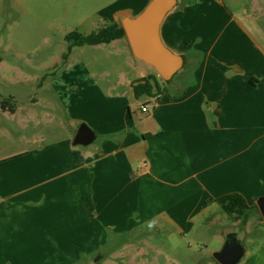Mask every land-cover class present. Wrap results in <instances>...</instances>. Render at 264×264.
Segmentation results:
<instances>
[{
    "label": "crops",
    "instance_id": "crops-1",
    "mask_svg": "<svg viewBox=\"0 0 264 264\" xmlns=\"http://www.w3.org/2000/svg\"><path fill=\"white\" fill-rule=\"evenodd\" d=\"M161 35L185 56L189 84L160 85L141 115L129 102L119 119L107 112L99 122L105 139L93 151L41 145L0 160V264H148L133 257L145 249L114 245L149 223L214 238L215 253L230 233H245L255 210L242 226L223 201L241 195L253 207L264 197V0H181ZM117 43L136 73L123 74L122 94L136 98L133 86L154 73L126 38L97 46ZM68 127L75 137L78 126ZM246 264H264V240Z\"/></svg>",
    "mask_w": 264,
    "mask_h": 264
},
{
    "label": "rangeland",
    "instance_id": "rangeland-1",
    "mask_svg": "<svg viewBox=\"0 0 264 264\" xmlns=\"http://www.w3.org/2000/svg\"><path fill=\"white\" fill-rule=\"evenodd\" d=\"M147 0H0V160L47 146L60 152L68 149L93 151L105 139L100 120L107 112L115 119L126 103L135 114H143L140 104L149 106L150 97L134 98L122 94L126 89L123 74L136 80L127 66V57L119 43L108 46H82L69 50L68 36L88 35L112 24L127 9H140ZM156 75V71L150 69ZM191 67L182 71L167 85L170 90L190 83ZM182 83V87L180 84ZM161 86L165 84L159 81ZM138 99V100H137ZM9 101L17 112L3 109ZM63 106V107H62ZM128 113V106L124 110ZM129 115V114H128ZM130 117V116H129ZM112 118V117H111ZM86 123L98 134L89 146L73 145V130L68 124ZM105 124V123H103ZM67 142V144H65ZM68 147V149H67ZM18 161V162H17ZM20 161V162H19ZM14 165H27L28 159ZM255 211L242 233L248 258L264 240V221ZM170 225L158 230L149 223L135 229L126 238L117 239L115 249L132 246L145 249L147 255L136 262L148 264H181L182 253L191 261L208 264L218 248L214 238L198 239L194 235H171Z\"/></svg>",
    "mask_w": 264,
    "mask_h": 264
},
{
    "label": "water",
    "instance_id": "water-1",
    "mask_svg": "<svg viewBox=\"0 0 264 264\" xmlns=\"http://www.w3.org/2000/svg\"><path fill=\"white\" fill-rule=\"evenodd\" d=\"M181 0H150L144 10L135 17L125 16L121 21L136 60L154 69L166 84L186 69L184 55L176 53L163 41L161 28L165 19L179 6ZM98 135L82 123L74 137V146H89ZM257 207L264 221V197L257 201ZM246 254L243 241L237 233H230L222 249L214 253L218 264H239Z\"/></svg>",
    "mask_w": 264,
    "mask_h": 264
},
{
    "label": "trees",
    "instance_id": "trees-1",
    "mask_svg": "<svg viewBox=\"0 0 264 264\" xmlns=\"http://www.w3.org/2000/svg\"><path fill=\"white\" fill-rule=\"evenodd\" d=\"M122 38H126L123 27L121 26V24L112 23L105 28L88 35H83L78 32L72 33L68 36L67 39L71 43L69 48V50L71 51V49L77 46L82 47L110 44L114 40ZM159 81H162L164 83L157 72L156 75L152 77L142 79L139 83L133 86L136 98H140L144 95L152 96L153 91L156 88L158 92H161ZM9 105V101L2 102L3 109L6 110L10 108L12 111H14L16 106L12 105L11 108ZM223 209L235 221H240L242 226H246V224L248 223L252 210H255L259 213L258 207H250L245 198L241 195H231L226 197L223 201Z\"/></svg>",
    "mask_w": 264,
    "mask_h": 264
},
{
    "label": "built area",
    "instance_id": "built-area-1",
    "mask_svg": "<svg viewBox=\"0 0 264 264\" xmlns=\"http://www.w3.org/2000/svg\"><path fill=\"white\" fill-rule=\"evenodd\" d=\"M147 109H146V107L144 106V107H142V111H146Z\"/></svg>",
    "mask_w": 264,
    "mask_h": 264
}]
</instances>
